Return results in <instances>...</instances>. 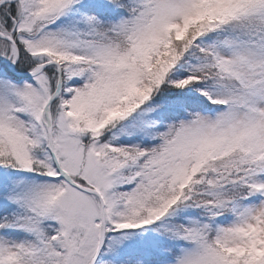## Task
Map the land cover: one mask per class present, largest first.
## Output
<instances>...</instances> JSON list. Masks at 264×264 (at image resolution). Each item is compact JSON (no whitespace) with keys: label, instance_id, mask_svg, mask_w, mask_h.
I'll use <instances>...</instances> for the list:
<instances>
[{"label":"snow or ice","instance_id":"obj_1","mask_svg":"<svg viewBox=\"0 0 264 264\" xmlns=\"http://www.w3.org/2000/svg\"><path fill=\"white\" fill-rule=\"evenodd\" d=\"M0 264H264V0H0Z\"/></svg>","mask_w":264,"mask_h":264}]
</instances>
